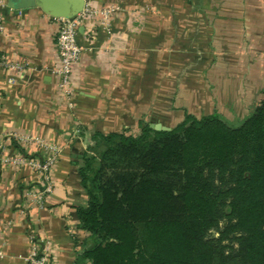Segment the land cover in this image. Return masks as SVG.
<instances>
[{
  "label": "crops",
  "instance_id": "0c3cea01",
  "mask_svg": "<svg viewBox=\"0 0 264 264\" xmlns=\"http://www.w3.org/2000/svg\"><path fill=\"white\" fill-rule=\"evenodd\" d=\"M89 2L116 9L107 27L100 16L79 25L69 98L52 72L57 18L39 7H0V57L23 64L0 66V264H27L40 241L52 264H75L91 244L76 207L87 200L78 167L93 133L136 135L140 122L171 128L184 113L235 123L264 97V0ZM10 134L58 148L52 189L40 203L26 196L40 188L37 173L4 159L49 152Z\"/></svg>",
  "mask_w": 264,
  "mask_h": 264
},
{
  "label": "trees",
  "instance_id": "16d2710c",
  "mask_svg": "<svg viewBox=\"0 0 264 264\" xmlns=\"http://www.w3.org/2000/svg\"><path fill=\"white\" fill-rule=\"evenodd\" d=\"M138 126L93 133L80 157L91 244L75 264H264V97L235 123Z\"/></svg>",
  "mask_w": 264,
  "mask_h": 264
},
{
  "label": "built area",
  "instance_id": "2783aa9c",
  "mask_svg": "<svg viewBox=\"0 0 264 264\" xmlns=\"http://www.w3.org/2000/svg\"><path fill=\"white\" fill-rule=\"evenodd\" d=\"M6 5L5 0H0V7ZM116 7H101L94 8L91 6L89 0H84L82 10L75 16L70 18H57L59 25L55 36V43L58 52L59 63L53 69V73L58 77V89L65 97L69 98L70 91V76L73 66L78 62L82 47L78 44V27L86 20L101 17V25L108 26V20ZM3 30V20L0 15V32ZM1 67H10L21 69L22 63H10L3 57H0ZM9 138L16 144L34 143L41 146L49 152L48 155L38 157H27L25 155H18L13 158H6L4 161L12 162L19 165H27L39 176V189H31L26 192V196L33 201L40 203L42 197L49 193L52 189V182L49 175V170L55 162L58 148L47 144L39 139H32L16 134H10ZM3 258V253L0 250V261ZM27 264H52L50 260L48 243L46 241L34 242L29 250L26 258Z\"/></svg>",
  "mask_w": 264,
  "mask_h": 264
},
{
  "label": "water",
  "instance_id": "95a60500",
  "mask_svg": "<svg viewBox=\"0 0 264 264\" xmlns=\"http://www.w3.org/2000/svg\"><path fill=\"white\" fill-rule=\"evenodd\" d=\"M84 0H6L7 7L14 10H24L39 7L54 18H70L83 8ZM155 130H169L170 127L160 123L150 124Z\"/></svg>",
  "mask_w": 264,
  "mask_h": 264
},
{
  "label": "rangeland",
  "instance_id": "374dc122",
  "mask_svg": "<svg viewBox=\"0 0 264 264\" xmlns=\"http://www.w3.org/2000/svg\"><path fill=\"white\" fill-rule=\"evenodd\" d=\"M212 234H214V232H212ZM232 264H235V263H232Z\"/></svg>",
  "mask_w": 264,
  "mask_h": 264
}]
</instances>
